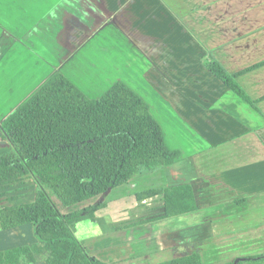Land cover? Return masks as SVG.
<instances>
[{
	"label": "crops",
	"instance_id": "obj_1",
	"mask_svg": "<svg viewBox=\"0 0 264 264\" xmlns=\"http://www.w3.org/2000/svg\"><path fill=\"white\" fill-rule=\"evenodd\" d=\"M244 2L48 0L23 30L25 40L10 35L13 28L0 18V66L1 60L8 64L21 56L22 65L30 67L12 100L0 107V122L56 72L90 98L121 81L149 105L166 145L179 152L172 164L106 194L70 206L50 195L61 213L104 201L75 227L89 255L108 264H156L198 253L202 264H226L264 254V125L252 134V126L240 124L233 114L247 103L206 67L215 59L237 73L264 59V33L247 32L255 21L249 10L255 0ZM236 80L252 99H260L264 114L259 107L264 65ZM175 121L202 146L188 151L176 145ZM11 149L0 127V154ZM37 181L44 186L29 174L0 179V209L32 202ZM179 183L193 189L192 212L163 217L162 193L136 195ZM23 245L40 247L31 223L0 229V251Z\"/></svg>",
	"mask_w": 264,
	"mask_h": 264
},
{
	"label": "trees",
	"instance_id": "obj_2",
	"mask_svg": "<svg viewBox=\"0 0 264 264\" xmlns=\"http://www.w3.org/2000/svg\"><path fill=\"white\" fill-rule=\"evenodd\" d=\"M264 65V59L237 73H229L215 59L207 69L239 98L259 110L236 78ZM12 149L0 154V179L29 174L38 177L32 202L0 209V229L31 223L40 247L23 245L0 251V264H108L89 255L75 227L105 205L61 213L50 195L70 206L145 172L172 164L179 152L169 148L149 105L121 81L101 96L90 98L62 73L45 80L18 108L0 122ZM162 193L163 217L196 209L188 183L152 188L137 193L144 198ZM264 254L237 257L226 264L262 260ZM156 264H202L192 253Z\"/></svg>",
	"mask_w": 264,
	"mask_h": 264
},
{
	"label": "rangeland",
	"instance_id": "obj_3",
	"mask_svg": "<svg viewBox=\"0 0 264 264\" xmlns=\"http://www.w3.org/2000/svg\"><path fill=\"white\" fill-rule=\"evenodd\" d=\"M4 1L5 2L2 3V5H4L3 10L2 12H0V18H2V22L5 23L9 22V25L11 26V28H13L10 30L12 32L10 33V35L16 34L20 36L21 39L25 40L26 38H25V33H23L24 32L23 30L27 26L35 22L36 12L39 13L40 9L43 8V6L48 3V0H4ZM236 1L238 5H240L239 4L240 2L245 3L244 0H236ZM231 2L232 0H229V4ZM229 8L231 13L234 12L235 15L240 14L241 12V11L240 12L232 11L233 7H229ZM249 10L255 12V14H252L255 15V18L253 19L255 21L253 25H249L247 27V32L264 33V0H255V3L250 6ZM249 15H251V13ZM21 39H19L18 43H21ZM10 42H14V40H11ZM1 47L2 46L0 45V48ZM2 56L3 53L0 51V57ZM5 57L8 56L5 55ZM20 58L21 56H16L15 59L13 60V58L11 57V60L13 61L11 63L8 62V64L3 63L1 60V66H0V74H1L0 75V107L1 108H3L4 106L6 107L8 101L12 100L11 95L13 93V90L16 89V86L19 84L18 81H20L21 78L24 77L26 73H28L30 70L29 66L22 65V63L20 62ZM6 78H8V81L6 80ZM259 92L260 94L264 93V86L260 87ZM91 94L98 96L101 94V92L98 94H94V93ZM263 98L264 96L261 97V99ZM257 101H260V99H257ZM262 104H264V102ZM256 105L258 104L256 103ZM259 107L261 108L262 111H264L263 105L262 106L259 105ZM233 116L237 118L240 124L252 126L253 130H250L252 134L255 133L259 134V132L263 129L264 114L259 110H256L253 107H251L248 103L247 105H245V109H240V111L236 114H233ZM173 124H174L173 129L176 133L177 142L175 136L172 137V140L176 145H180L182 146V148H186V150L188 151L193 149V147L195 146H202V144L196 138L192 139V137H190L192 135H188L187 132L184 131L183 129L177 128V125H179L178 121H175ZM183 124L185 125V123ZM246 131L249 130L247 129ZM185 154L187 155L191 153H185ZM147 173L149 172H145L143 174H147ZM243 256H247V255H243Z\"/></svg>",
	"mask_w": 264,
	"mask_h": 264
},
{
	"label": "water",
	"instance_id": "obj_4",
	"mask_svg": "<svg viewBox=\"0 0 264 264\" xmlns=\"http://www.w3.org/2000/svg\"><path fill=\"white\" fill-rule=\"evenodd\" d=\"M106 193H107V191L104 194H106Z\"/></svg>",
	"mask_w": 264,
	"mask_h": 264
}]
</instances>
